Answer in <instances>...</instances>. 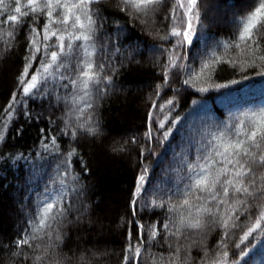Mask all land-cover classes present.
<instances>
[{"label": "snow or ice", "instance_id": "6c2138e0", "mask_svg": "<svg viewBox=\"0 0 264 264\" xmlns=\"http://www.w3.org/2000/svg\"><path fill=\"white\" fill-rule=\"evenodd\" d=\"M3 3L4 0H0V4ZM13 3L14 9L12 4L4 5V11L0 13V27L7 26V36L14 40L27 26L28 47L23 69L17 78L19 91L12 93L5 107V118L9 121L18 119L17 114L23 108L25 120H41L43 113H34L28 107L29 102L37 99L41 104L47 100L49 109L62 102L64 111L63 125L58 132L55 127L57 120L52 119L54 113L50 112L48 126L40 129V143L34 156L29 152L27 156L21 153L13 158L28 164V177L18 184L28 193L23 197L25 202L30 201L34 193L35 210L27 211L26 226L10 245L16 249L12 254L19 256L24 253L27 261L28 254L23 246L32 247V241L37 238L35 233L55 224L56 228L47 233L48 246L44 248V254H49L51 249V254L58 257L56 264H75L76 259L80 264H89L94 257L103 256V253L92 252L89 256V250L85 249L76 258L75 254L68 256L58 252L65 240L62 230L65 222L81 223L91 207L80 199L85 195L86 187L80 183L82 174L90 172V168L75 145L80 143V137L98 139L103 136L102 120L97 114L99 102L115 89L116 77L125 62L130 64L142 54L140 45L124 43L125 37L121 33L126 26H121L119 21L115 22L117 27L114 32L107 31L105 25L109 17L94 6L96 0H27L26 5L20 0H13ZM121 3L122 12H127L134 20L139 19L146 27L157 23L160 0H121ZM208 11L209 6L203 0H175L164 16V22H172L168 25L170 30L163 35L159 28L152 32L162 41L152 50L160 53L157 60L162 63L164 85L174 78L176 70L191 72L192 66L182 63L193 58L190 49L186 51L184 46L185 43L192 45L194 36L207 35L209 25L205 21L209 20ZM11 12L15 14H9ZM242 13L239 18L233 14L237 23L234 33L237 46L243 42L255 63L257 54L264 52V0H259V3L251 0ZM240 24L243 25L242 30ZM101 34L103 43H100ZM171 38H175V43ZM166 45H171V48ZM219 45L220 42L216 41V47ZM7 46L10 48L12 45L8 43ZM165 54L166 62L161 61ZM197 55L207 67L204 57L199 53ZM258 59L264 66V54H260ZM190 80L191 77L183 83L189 84ZM161 87L157 85V96ZM208 87L220 88L224 85L210 84ZM199 90L204 92L208 89L203 87ZM166 103L174 106L175 101L169 99ZM156 107L157 102L153 101L152 108ZM85 109L89 110V115L82 120ZM148 118L150 125L145 137L158 140L163 146L169 140L173 127H177L175 120L169 121L168 125L161 123L156 133L162 135L155 136L151 127V123L155 122L152 111H149ZM179 119L177 116L176 120ZM9 126L6 123L3 127L6 129ZM23 130L21 125L17 132L22 133ZM62 137H69L67 151L59 143ZM4 138L5 132L0 130V140ZM131 142L139 143L136 137H132ZM145 152L153 155L151 150L143 147L141 159L147 158ZM77 156V162L81 165L79 172L73 167V158ZM53 157L55 159H51ZM49 164L51 171L45 180V168ZM150 167L144 165L137 176L130 202L131 219L127 220L124 237L122 264H143L144 253L153 246L162 247L163 243L168 245L167 264H188L190 249L198 242L189 243L185 233L199 231L200 242L205 244L207 252V235L202 230L209 224L224 229V235L218 241L220 250L212 264H247L244 242L251 244L249 237L256 230L264 234V106L258 112L232 116L228 121L212 125L204 133L190 138L161 169V181L149 194L146 183L142 182H146ZM38 179L43 180L40 190L34 183ZM257 201L260 203L257 204ZM22 207H27V203ZM256 208L260 209L258 215ZM73 210L77 211L75 221L68 219ZM156 210H160L163 216L151 222L143 220L142 214L155 215ZM241 216L255 217V222L243 231L240 242L235 245L236 250L229 252L227 241L233 230L242 227ZM237 253L243 259L231 260L230 256ZM40 259L36 257V260Z\"/></svg>", "mask_w": 264, "mask_h": 264}, {"label": "trees", "instance_id": "16d2710c", "mask_svg": "<svg viewBox=\"0 0 264 264\" xmlns=\"http://www.w3.org/2000/svg\"><path fill=\"white\" fill-rule=\"evenodd\" d=\"M20 2L27 4V0ZM203 2L209 6V20L205 21L209 25L207 35L194 36L193 44L185 43L184 46L186 51L190 49L193 58L182 63L192 66V70L191 72L176 70L174 78L164 85L162 63L157 60L160 53L152 50L154 45L159 46L162 41L159 36L152 35V32L159 28L163 35L170 30L168 25L172 22L171 20L164 22V16L174 5L175 0H160L161 8L157 13V23L150 28L139 19L134 20L127 12H122L121 0H96L94 6L109 17L105 25L107 31L114 32L117 27L115 22L119 21L121 26H126V30L121 33L122 37H125L124 43L139 44V51L142 54L136 56L130 64L125 62L116 77L115 89L99 102L97 114L102 120L103 136L98 139L80 137V143L75 145L88 161L90 168V172L82 174L80 183L86 187L85 195L80 199L91 207L81 223L65 222L62 229L65 240L58 248L61 255L75 254L78 258L80 252L87 249L89 256L92 252L103 253V256L94 257L89 264H122L127 220L131 219L130 202L141 168L144 165L151 166L146 173V182H142L146 183L150 194L153 187L161 181V169L169 163L174 152L180 151L190 138L196 137L198 133H204L212 125L228 121L232 116L250 111L258 112L260 107L264 106V66L258 59L264 52L258 53L253 63L252 56L243 42H239L240 46H237L234 34L237 31V23L233 19V14L239 18L251 0H203ZM256 2L259 3V0ZM7 4H12L14 9L13 0H4V3L0 4V13ZM217 16L221 18L217 20ZM43 19L41 17V21ZM40 27L42 28V23ZM239 27L242 30L243 25L240 24ZM7 31V26L0 27V130L5 132V138L0 140V264H56L58 257L51 254V249L49 254H44V248L48 246L47 233L56 228L55 224L51 228L36 232L37 238L32 241V247L23 246L24 252L28 254L27 261L24 253L13 256L12 253L16 249L10 247L17 233L26 226L27 211L35 210L34 193L31 194L30 201L25 202L23 197L28 193L20 186L28 177V164L24 160L13 158L21 153L25 156L29 152L35 155L40 143V129L48 126L50 112L54 113L52 119L57 120L55 127L56 131H59L63 125L64 105L61 102L49 109L47 100L41 104L37 99L35 102H29L28 107L34 113L42 112L41 120H25L23 108L17 114L18 119L13 118L9 121L5 118V107L12 93L19 91L17 78L23 69L28 47L27 26L14 40L7 36ZM171 39L175 43V38ZM216 41L220 42L219 47H216ZM8 43L12 45L10 48L7 46ZM100 43H103V34ZM166 47L170 49L171 45ZM197 53L204 57L207 67ZM161 61H167V54L161 57ZM189 77L190 83L184 84L183 81ZM158 84L162 85L159 96L156 95ZM210 84L224 87H208ZM203 87L208 90L201 92L199 89ZM169 99H174V106L166 103ZM153 101L157 102L155 109L152 108ZM52 102L55 105L54 99ZM149 111H152L155 121L151 123L155 136L162 135L156 133L161 123L168 125L169 121L175 120L177 127H173L169 140L164 142L163 146L158 140L145 137L150 125ZM88 115L89 110L85 109L82 120H86ZM177 116L179 120H176ZM6 123L10 126L5 129L3 126ZM21 125L24 130L18 133L17 129ZM132 137H136L139 143L133 144ZM59 143L62 149L67 151L69 137H62ZM121 147L123 150H120ZM143 147L151 150L153 155L149 156L145 152L144 156L147 158L141 159L140 152ZM114 148L117 151H113ZM78 160L79 156L73 158V167L77 172L81 169ZM50 171L51 164L45 168V180ZM34 183L38 185L37 190L42 189L43 180L38 179ZM25 203L27 207H22ZM73 203H76L75 198ZM259 203L260 201H257V204ZM255 211L258 215L260 209L256 208ZM162 216L160 210H156L155 215L142 214L145 222L155 221ZM76 217L77 211L73 210L68 219L75 221ZM241 220L242 227L230 233L227 241L229 252L236 250L235 245L240 242L243 231L255 222V217L250 219L241 216ZM202 231L207 235V252L205 244L200 242L199 231L185 233L189 243L198 242L197 246L190 249L191 259L188 264H212L217 251L220 250L218 241L224 235V229L209 224ZM249 239L251 244L245 241L243 245L247 264H264V234L256 230ZM37 256L41 259L36 260ZM230 259L239 261L243 258L237 253L236 256H230ZM168 260L166 243H163L162 247L153 246L143 255V264H167ZM75 264H80L78 259Z\"/></svg>", "mask_w": 264, "mask_h": 264}, {"label": "rangeland", "instance_id": "374dc122", "mask_svg": "<svg viewBox=\"0 0 264 264\" xmlns=\"http://www.w3.org/2000/svg\"><path fill=\"white\" fill-rule=\"evenodd\" d=\"M217 17H218V16H217ZM219 18H221V17H218L217 20H219Z\"/></svg>", "mask_w": 264, "mask_h": 264}]
</instances>
